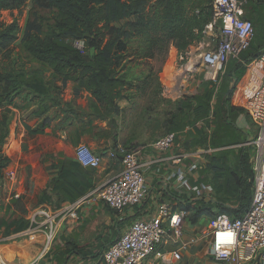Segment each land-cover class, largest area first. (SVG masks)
Here are the masks:
<instances>
[{"label":"trees","instance_id":"obj_1","mask_svg":"<svg viewBox=\"0 0 264 264\" xmlns=\"http://www.w3.org/2000/svg\"><path fill=\"white\" fill-rule=\"evenodd\" d=\"M28 3L22 30L16 21L6 24L0 18V177L10 164L4 146L18 95L38 99L46 108L42 117L47 111L45 99L51 89H57L55 82L62 88L72 82L76 93L90 95L89 121L109 120L118 111L117 102L128 99L126 92L133 87L137 93L144 92L150 87V61L163 60L170 47L184 54L203 42L214 11V0H0V14ZM243 9L254 29L249 48L226 63L217 86L207 83L200 95L176 105L166 120L168 133L191 126L188 134L193 149L212 151L206 155L204 168L214 189L209 203L193 205V200H185L181 204L184 198L166 191L177 202L174 209L184 211L185 222L193 226L205 216L212 221L219 216L238 219L252 199L253 147L244 146L247 135L236 126L243 110L233 92L247 65L264 50V0H246ZM17 41L19 58L13 57ZM71 42H82L83 49ZM30 64L48 70L50 79L45 80L38 70L25 69ZM139 67L143 69L134 73ZM207 122L210 129L205 127ZM49 125V118H43L33 133H42ZM53 175L40 201L54 194L62 202L73 203L94 189L91 169L85 170L76 160L59 161ZM26 227L27 222L20 232Z\"/></svg>","mask_w":264,"mask_h":264},{"label":"built area","instance_id":"obj_2","mask_svg":"<svg viewBox=\"0 0 264 264\" xmlns=\"http://www.w3.org/2000/svg\"><path fill=\"white\" fill-rule=\"evenodd\" d=\"M245 3L246 0H214L212 23L219 26V42L201 56L205 68L204 80L211 85L219 84L226 63L230 59H238L254 38L252 23L244 16ZM236 99L238 107L256 129L254 139H247L244 144L245 147H253L250 160L254 174L252 199L248 210L240 218L231 220L227 216H219L211 221L204 237L209 241L212 264L252 261L264 264V50L247 65ZM176 141L177 134L168 133L149 146L129 150L121 146L110 149L107 158L119 160L122 167L116 177L73 203L54 209L40 206L32 210L26 219L27 227L14 237L40 244L39 260L52 249L63 222L77 220L85 204H103L116 213L142 205L150 197L145 174L159 162L148 157L144 159V153H168ZM211 152L196 148L184 154H170L165 160L171 162L174 169L164 178L163 187L178 196L190 192L193 205L195 202L209 203L214 196L213 187L200 181L191 185L189 181L205 167L206 155ZM74 157L84 169H98L102 161L86 145L77 146ZM186 216L184 211L172 208L157 197L153 198L145 215L134 219L104 252L103 264H177L181 254L197 242L195 236L188 241L183 240ZM168 247H171L169 251L157 252ZM0 264H6L1 256Z\"/></svg>","mask_w":264,"mask_h":264},{"label":"crops","instance_id":"obj_3","mask_svg":"<svg viewBox=\"0 0 264 264\" xmlns=\"http://www.w3.org/2000/svg\"><path fill=\"white\" fill-rule=\"evenodd\" d=\"M151 63L152 61L149 62L150 65ZM55 87L58 91L54 96H60V102L69 105L67 112L71 110V113H67V118L73 113L78 116L84 114L86 105L91 103L88 93H76V86L72 82H68L64 88L60 82H55ZM22 94L26 93H21L14 99L10 132L4 146V153L10 164L2 170L0 177V256L6 264H103L104 252L134 219L145 215L153 198H159L172 208L177 207L174 197L166 191L176 193L163 187L164 178L174 169V165L165 160L169 155L146 152L144 159L148 157L159 162L145 174L150 197L142 205L116 213L103 204H85L79 211L77 220L68 219L61 225L56 242L58 248L52 247L44 257L37 260L41 254L40 244L16 239L14 236L24 228L28 214L42 205L41 193L53 178L59 161L75 160L76 147L88 146L102 159L99 168L91 170L94 188L103 186L116 177L122 167L118 161L109 160L106 156L111 144L110 139L105 136L107 127L102 120L94 119L89 124L88 117L76 121L75 117L71 116L67 123H62L63 113H57V118L50 108H47L41 117V111L46 108L38 99ZM123 102H117L119 109L124 107ZM43 118H49V127L42 133H33ZM236 126L247 135V139L252 140L256 136L255 127L244 114L238 117ZM116 162L118 170L114 169ZM181 198H184L181 204L193 200L188 191L179 196V199ZM195 237L197 241L204 240L206 249L198 250L199 247L190 245L181 254V260L177 264L213 263L209 253V241L199 235ZM192 238L193 225L185 222L183 240ZM71 247L76 250L64 252L66 248ZM170 249L171 247H168L166 251ZM157 252L163 253L160 249ZM240 264L259 263L252 261Z\"/></svg>","mask_w":264,"mask_h":264},{"label":"rangeland","instance_id":"obj_4","mask_svg":"<svg viewBox=\"0 0 264 264\" xmlns=\"http://www.w3.org/2000/svg\"><path fill=\"white\" fill-rule=\"evenodd\" d=\"M29 8L30 4L28 3L19 10L1 12L0 18L6 24L16 21L19 28L22 30L28 17ZM19 37H21V34ZM218 42L219 26L217 23H211L206 28L204 40L200 44L190 46L184 54H179L174 47H170L167 56L163 60L154 59L151 63L153 82H151L150 87H148L146 91L139 93H137L133 87L129 92L125 93V95L128 96V99L123 100L124 107L122 109L118 108V111L110 116L109 120L111 121L112 119L114 123H109V120H102V123H105L107 127L105 136L110 139V149H114L118 146L127 150L141 148L153 144L157 139L166 135L168 133L166 120H168L169 115L175 111L176 105L187 98L200 95L204 90V86H208L207 82L204 80L205 68L201 62V56L216 47ZM18 44L19 41L14 45L16 46L15 53H17H14L13 57H16L18 54ZM71 44L80 50L83 49L82 42H71ZM17 58H19L18 55ZM16 65L20 66V63H17ZM141 68L142 67L135 69L134 73L138 74V72L143 69ZM25 69L38 70L45 80L50 79V73L48 70L43 69L36 64L26 65ZM239 84L234 88L233 98L235 100H237L236 96ZM57 91V89L50 90V96L45 99V106L50 108L54 113L53 115L56 114L55 117L57 118L59 117L57 113H63L62 123H67V119L69 118L70 120L71 116L75 117L76 121H81L82 117H89V114H91L92 111L91 103L86 105L84 114L81 116L73 113L67 118V113H71V110L67 112L66 109H69V105L63 101L60 102V96H54ZM88 123L91 124L92 121H89L88 119ZM209 126L210 123L207 122L205 127L210 129ZM188 127L193 130L191 126ZM189 128H186L183 132L176 133L177 141L175 146L168 153L164 154H184L193 151V147L190 145V136L188 134V131L192 132V130ZM117 167L116 162V167L114 169L118 170ZM204 168L205 167L198 171L195 175V179H193V177L190 179L189 183L191 185H193V182L195 181L204 183L210 182V176L207 175L206 172L204 173ZM41 203V206H47L54 209L59 208L67 202L60 201L58 196L54 194H48L42 198ZM213 213H217V211H213ZM211 221L212 220L207 216L201 218L197 225L193 226V237L196 235L204 237L205 232H207L211 226ZM22 222L24 223L25 221ZM122 222L120 223L122 224ZM58 237L59 236L57 235L55 243L57 242ZM55 243L52 247L58 248V244ZM194 245L199 247L198 250H205L207 247V244L201 239ZM160 251L165 252L166 249H160Z\"/></svg>","mask_w":264,"mask_h":264}]
</instances>
